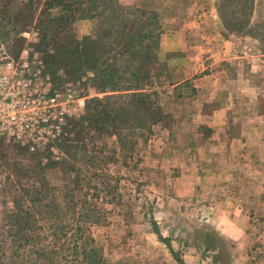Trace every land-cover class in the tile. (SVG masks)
I'll list each match as a JSON object with an SVG mask.
<instances>
[{"label":"rangeland","instance_id":"rangeland-1","mask_svg":"<svg viewBox=\"0 0 264 264\" xmlns=\"http://www.w3.org/2000/svg\"><path fill=\"white\" fill-rule=\"evenodd\" d=\"M111 1L122 8V23L143 9L157 15L151 60L143 66L124 55L114 64L123 78L134 65L145 68L164 123L145 135L133 132L129 153L112 134L115 122L106 129L77 125L55 140L49 134L33 151L0 139V264H12L18 180L31 184L37 161L42 177L57 179L60 166L49 164L67 156L62 138L72 141L71 149L86 146L117 181L116 199L100 204L105 221L86 226L98 250L93 264H264V0ZM65 3L76 18L75 0H0V56H38L52 86L84 100L103 98L94 84H85L80 58L66 54L95 23L76 18L62 24ZM233 22L241 29H232ZM220 107L223 124L213 125L212 112ZM241 128L260 141L250 139L235 154L230 145ZM216 156L239 163L223 166ZM77 157L75 165L81 151ZM227 216L240 227L238 235L230 233Z\"/></svg>","mask_w":264,"mask_h":264},{"label":"trees","instance_id":"trees-1","mask_svg":"<svg viewBox=\"0 0 264 264\" xmlns=\"http://www.w3.org/2000/svg\"><path fill=\"white\" fill-rule=\"evenodd\" d=\"M75 1L77 20L93 19L95 29L68 45L66 54L68 58L71 55L80 58L78 70L82 71L81 75L85 74V84L87 81L94 84L96 92L106 95L84 100L81 116L67 120L68 127L63 130L68 133L82 124L106 129L107 125L116 127L115 122L117 129L112 134L120 150L129 153L134 145L130 138L133 132L143 130L141 135L148 134L151 126L164 123L165 114L152 97L154 92L148 85L149 74L145 73V68H134V65L123 78L114 62L124 55L130 62L141 60L143 66L151 60L159 34L157 15L150 10L138 12L135 9L142 18L131 16L129 22L122 23L119 20L123 19L118 17L122 8L111 0ZM70 6L65 3L62 7L64 18L59 17L62 24L76 19ZM231 28L241 29L234 22ZM87 72L92 75L89 79ZM61 142L67 156L61 162L49 164L60 166L61 175L57 179L42 177L43 168L37 161L34 164L36 178L31 184L18 180L12 212L11 237L15 244L10 252L12 264H93L99 261L98 250L90 246L93 240L86 234V226L105 221L106 210L100 204L116 199L117 181L101 170L100 162L88 155L86 146L79 144L71 149L72 141L68 138H62ZM77 151H81L83 160L75 165ZM163 243L166 244V240Z\"/></svg>","mask_w":264,"mask_h":264},{"label":"built area","instance_id":"built-area-1","mask_svg":"<svg viewBox=\"0 0 264 264\" xmlns=\"http://www.w3.org/2000/svg\"><path fill=\"white\" fill-rule=\"evenodd\" d=\"M41 69L35 55L0 56V139L29 151L49 134L55 140L67 120L78 118L84 107L83 96L52 86Z\"/></svg>","mask_w":264,"mask_h":264},{"label":"crops","instance_id":"crops-1","mask_svg":"<svg viewBox=\"0 0 264 264\" xmlns=\"http://www.w3.org/2000/svg\"><path fill=\"white\" fill-rule=\"evenodd\" d=\"M254 103H255V101H254ZM258 103H260V98L257 97L255 104L259 105ZM257 112H259V109H258ZM225 113H226V111H225V109L223 107L215 109L212 112V115H211V124H213V125L223 124V119L222 118L224 117ZM258 117H259V115H258ZM245 134H247L246 130L241 128L238 137L233 139V142L230 145V147L235 152V154H236L237 150H243L244 147H247L249 145V143H250L249 142L250 139H252V140L254 139V141L255 140L260 141V138H256V139H255V137L251 138L248 134H247V136H245ZM259 145H261V148H264V142H261ZM240 154H241V151H240ZM215 159H216V161L219 160L218 164H221L223 166H226V165H228V164H230L232 162H234L236 165H238V163H239L238 159L234 158V157H233V160H228L225 156L224 157H217L216 156ZM213 163H215V161ZM220 171H221L220 174H222L225 170L223 168H221ZM227 222L229 223L231 228H234L230 233L235 231L236 235H238V231H237L236 228H240V227L237 226L234 223L235 220L234 219L231 220V217H230V221H229L228 216H227ZM231 238H234V237H231Z\"/></svg>","mask_w":264,"mask_h":264}]
</instances>
